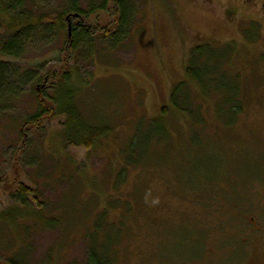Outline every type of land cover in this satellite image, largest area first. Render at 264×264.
I'll return each instance as SVG.
<instances>
[{
	"label": "rangeland",
	"instance_id": "1",
	"mask_svg": "<svg viewBox=\"0 0 264 264\" xmlns=\"http://www.w3.org/2000/svg\"><path fill=\"white\" fill-rule=\"evenodd\" d=\"M38 1L53 14L67 6ZM77 1L87 9L100 0ZM131 11L117 48L103 38L110 11L89 19L94 34L74 54L50 36L34 37L19 59L0 58L17 71L8 78L16 93L0 99V264L20 253L26 264H87L94 240L114 264H240L249 243L264 252L252 225L264 223V0H131ZM199 45L235 52L223 66L242 107L234 124L217 115L231 105L213 84L206 98L187 81ZM64 69L80 82L85 119L112 129L91 150L65 143L63 117L25 125L38 81L52 94ZM182 82L196 120L171 105ZM140 129L148 149L123 172Z\"/></svg>",
	"mask_w": 264,
	"mask_h": 264
},
{
	"label": "trees",
	"instance_id": "2",
	"mask_svg": "<svg viewBox=\"0 0 264 264\" xmlns=\"http://www.w3.org/2000/svg\"><path fill=\"white\" fill-rule=\"evenodd\" d=\"M66 4V8L59 13H54L56 14L54 15L49 9L41 7L42 3H39L38 0H0V58L19 59L26 44L34 37L47 38L50 36L63 38L66 50L74 54L80 42L92 38L93 35L91 34H94L91 30L93 28L87 25L89 19L98 13L110 11L114 13L116 20L109 27L104 28L103 38L110 41L114 48L119 47V44L125 39L128 40L127 27L132 20L131 17H133L131 0H100L90 3L87 9L81 8L77 0H67ZM234 53L223 51L211 45H199L192 50L189 65L185 68L188 83L203 90L206 98H209L210 90H212L208 86L213 84L218 96L221 93L220 104L225 107L231 105L230 112L216 106L217 115L229 114L231 124H234L237 116L242 113L237 86L234 81L228 82V76L223 71L226 60L231 61ZM10 66L8 62H0V99L6 93H16L8 78L10 73L16 75L17 71L12 70L11 72L8 69ZM72 77L69 69L61 70L59 75L53 74L51 78L55 79V83L51 86L52 94L41 92L39 84L42 83V80L38 81L34 91L36 110L25 120V125L39 127L47 119L53 120L63 117L65 118L63 123L65 143L73 147L91 150L102 139L108 138L112 129L108 125H99L85 119L78 106V91L73 88V86L80 87L81 85L79 81L75 84ZM47 78H50L49 75H46L43 81L46 82ZM51 78L49 82H53ZM191 96V90L187 91L186 83L182 82L173 88L171 105L178 112L196 120L195 110L188 106ZM169 111V108L165 107L162 112L164 115H168ZM164 130L166 129L163 128L162 132ZM136 134L123 151L126 163L123 172L128 167L138 166L143 161L142 158L139 161L132 158L135 152L139 151L141 154H145L148 149L149 142L145 136V131L140 129L136 131ZM19 191V197L24 199L31 193L24 185L20 186ZM14 210L18 213V209ZM4 220L8 223H14L15 215L6 214ZM93 243L87 264L115 263L114 259L110 257L109 247H106L105 244L98 246V242L95 240ZM6 264L26 263L24 256L20 253L7 260Z\"/></svg>",
	"mask_w": 264,
	"mask_h": 264
},
{
	"label": "flooded vegetation",
	"instance_id": "3",
	"mask_svg": "<svg viewBox=\"0 0 264 264\" xmlns=\"http://www.w3.org/2000/svg\"><path fill=\"white\" fill-rule=\"evenodd\" d=\"M252 221V225L255 227V229L253 230V237L256 236L259 241L264 240V223L256 221L255 218H253ZM254 249L255 248H253V245H251L250 243L247 244L245 255L243 256L240 264H264V252L261 253L259 250L257 251Z\"/></svg>",
	"mask_w": 264,
	"mask_h": 264
}]
</instances>
